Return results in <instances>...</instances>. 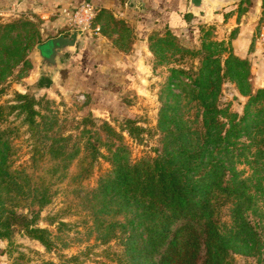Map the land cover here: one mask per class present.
Masks as SVG:
<instances>
[{
	"label": "rangeland",
	"instance_id": "rangeland-1",
	"mask_svg": "<svg viewBox=\"0 0 264 264\" xmlns=\"http://www.w3.org/2000/svg\"><path fill=\"white\" fill-rule=\"evenodd\" d=\"M250 5L242 0L208 23L197 21L198 38L189 44L161 27L144 41L126 25L107 18L102 31L93 20L90 36L100 46H92L90 62L55 76L48 88L40 86L35 47L51 35H69L73 27L54 18L43 21L31 10L0 11V234L6 233L0 237V264H115L120 243L97 239L76 197L113 176L116 150L120 161L137 162L162 150L165 130L202 132L204 119L213 120L209 129L215 130L225 109L243 116L250 96L264 91L253 60L237 54L242 38L234 25L244 21ZM111 63L122 70L110 72ZM19 96L34 99L38 127L23 122ZM240 148L235 167L252 191V223L263 230V166ZM13 213L45 230L48 245L11 227ZM233 260L254 264L258 258Z\"/></svg>",
	"mask_w": 264,
	"mask_h": 264
},
{
	"label": "trees",
	"instance_id": "trees-1",
	"mask_svg": "<svg viewBox=\"0 0 264 264\" xmlns=\"http://www.w3.org/2000/svg\"><path fill=\"white\" fill-rule=\"evenodd\" d=\"M107 18L124 25L104 13L96 20ZM83 39L87 46L94 41L87 35ZM89 58L88 52L80 66L87 65ZM208 84L200 93L207 91ZM40 86L48 88L50 82L42 80ZM262 96V90L250 96L238 119L222 110L223 121L217 122L215 130L209 129L213 120L206 119L202 132L165 130L164 147L154 157L132 163L120 161L119 150L113 153V176L100 180L93 193L76 197L89 212L97 239L103 244L120 243L122 251L113 254V263L231 264L234 255L256 257L254 264L264 263V229L255 228L249 216L252 191L248 179L236 169L234 156L241 147L257 157L264 170ZM19 97L24 102L16 109L19 115L25 114L23 122L38 127L34 99ZM206 101L201 103L205 107ZM165 121L161 119L159 126L165 127ZM42 202L41 198L38 203ZM12 215L11 227L48 245L45 230L33 227L34 222L26 216ZM10 226H6L7 231H11Z\"/></svg>",
	"mask_w": 264,
	"mask_h": 264
},
{
	"label": "crops",
	"instance_id": "crops-1",
	"mask_svg": "<svg viewBox=\"0 0 264 264\" xmlns=\"http://www.w3.org/2000/svg\"><path fill=\"white\" fill-rule=\"evenodd\" d=\"M240 1L242 0H236L234 3ZM247 1L248 3L251 2V5L247 11V15L244 16V21L234 25L238 31V35L242 38L240 45L242 49L237 50V54L253 60L252 70L260 78L261 83H263L264 79L261 75L264 74V57L262 58L261 56H264V0ZM128 2L129 0H0V11L10 8H17L19 11L31 10L37 16H40L43 21L48 22L54 18L55 22L66 25L65 17L60 14L61 9L73 8L89 3L95 8L94 22L101 30L104 26L102 27L103 24H101V21L96 20V17L100 13H104L113 20L133 28L138 38L144 41L148 37V32L151 33V31L153 32L161 28H164L166 33H170L188 44L195 43L198 38V29L195 25H198L197 21L201 19L187 13L188 0H141L134 7L130 6ZM217 13H215L213 19H216ZM220 17L222 16L220 15ZM194 19L197 20L193 21ZM96 34L98 35V33ZM260 34L263 35L262 39L259 37ZM61 35H51L48 40ZM89 38H91L90 34ZM92 39L94 41H89L88 45L90 58H92V54L90 53L92 46L97 47L99 45L98 43L94 45V42L99 40H96V38ZM258 55L259 58L257 59ZM82 61L84 59H77L70 70H75L77 66L81 65L80 62ZM111 65H114V67ZM109 66L110 72L122 70L120 69V64L111 63Z\"/></svg>",
	"mask_w": 264,
	"mask_h": 264
},
{
	"label": "water",
	"instance_id": "water-1",
	"mask_svg": "<svg viewBox=\"0 0 264 264\" xmlns=\"http://www.w3.org/2000/svg\"><path fill=\"white\" fill-rule=\"evenodd\" d=\"M141 0H129L130 6H136ZM236 0H188L187 13L206 23L213 20L215 13L230 6ZM40 79L52 81L63 71L71 69L79 58H87L88 46L79 31L67 36L51 38L35 47Z\"/></svg>",
	"mask_w": 264,
	"mask_h": 264
},
{
	"label": "built area",
	"instance_id": "built-area-1",
	"mask_svg": "<svg viewBox=\"0 0 264 264\" xmlns=\"http://www.w3.org/2000/svg\"><path fill=\"white\" fill-rule=\"evenodd\" d=\"M95 8L85 3L73 8H63L60 14L65 17L66 25L73 27L74 31H79L83 35H89L91 33V24L94 19ZM261 39L263 35L259 36Z\"/></svg>",
	"mask_w": 264,
	"mask_h": 264
}]
</instances>
